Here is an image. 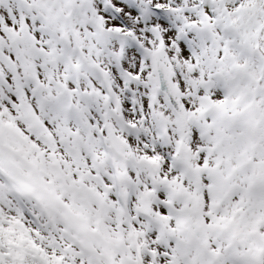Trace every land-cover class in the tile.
<instances>
[{
  "label": "snow or ice",
  "instance_id": "snow-or-ice-1",
  "mask_svg": "<svg viewBox=\"0 0 264 264\" xmlns=\"http://www.w3.org/2000/svg\"><path fill=\"white\" fill-rule=\"evenodd\" d=\"M0 264H264V0H0Z\"/></svg>",
  "mask_w": 264,
  "mask_h": 264
}]
</instances>
